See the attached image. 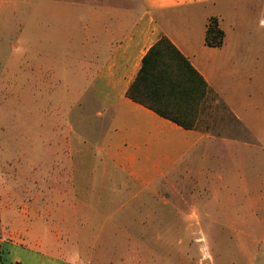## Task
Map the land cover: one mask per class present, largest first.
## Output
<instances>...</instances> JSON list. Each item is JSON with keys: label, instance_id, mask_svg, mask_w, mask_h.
I'll return each instance as SVG.
<instances>
[{"label": "crops", "instance_id": "0c3cea01", "mask_svg": "<svg viewBox=\"0 0 264 264\" xmlns=\"http://www.w3.org/2000/svg\"><path fill=\"white\" fill-rule=\"evenodd\" d=\"M114 1L39 0L29 10L37 9L39 28L60 29L45 53L87 78L104 113L103 155L127 184H199V220L222 222L241 247L264 253V98L260 106L250 86L264 75V0ZM211 17L224 32L221 46L205 43ZM161 36L206 83L202 101L182 115H195L192 128L126 96ZM2 249L11 264H76L20 242Z\"/></svg>", "mask_w": 264, "mask_h": 264}, {"label": "rangeland", "instance_id": "374dc122", "mask_svg": "<svg viewBox=\"0 0 264 264\" xmlns=\"http://www.w3.org/2000/svg\"><path fill=\"white\" fill-rule=\"evenodd\" d=\"M38 1L0 0V264L12 241L76 264H264L199 220V184H127L113 169L87 78L45 53L60 29L39 28ZM252 84L262 106L264 75Z\"/></svg>", "mask_w": 264, "mask_h": 264}, {"label": "trees", "instance_id": "16d2710c", "mask_svg": "<svg viewBox=\"0 0 264 264\" xmlns=\"http://www.w3.org/2000/svg\"><path fill=\"white\" fill-rule=\"evenodd\" d=\"M223 37L224 32L219 28L217 19L209 18L206 45L221 46ZM206 91L202 77L175 46L161 36L144 55L126 96L183 128H192L195 115L190 118L182 115L188 113L190 106L202 101Z\"/></svg>", "mask_w": 264, "mask_h": 264}]
</instances>
